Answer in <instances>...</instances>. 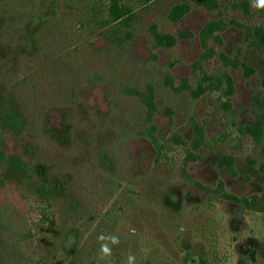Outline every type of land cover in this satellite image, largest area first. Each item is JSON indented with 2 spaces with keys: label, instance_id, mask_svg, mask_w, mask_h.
I'll return each instance as SVG.
<instances>
[{
  "label": "rangeland",
  "instance_id": "1",
  "mask_svg": "<svg viewBox=\"0 0 264 264\" xmlns=\"http://www.w3.org/2000/svg\"><path fill=\"white\" fill-rule=\"evenodd\" d=\"M21 1L0 28V97L29 122L3 129L0 149L65 193L48 231L36 195L0 187L2 222L34 235L27 257L264 264V8ZM114 5L127 12L113 24Z\"/></svg>",
  "mask_w": 264,
  "mask_h": 264
},
{
  "label": "trees",
  "instance_id": "2",
  "mask_svg": "<svg viewBox=\"0 0 264 264\" xmlns=\"http://www.w3.org/2000/svg\"><path fill=\"white\" fill-rule=\"evenodd\" d=\"M7 1L10 2L9 5L6 6L5 9H0V18L2 17L3 20V22H0V28H2V30L5 28L8 29L9 26L14 25V23H12V18L15 16L13 9L17 6L19 8V6L22 4L21 0H15V2L13 0ZM126 12L127 8H124L120 5H114L111 13L109 14L112 15V17L110 16L108 21L110 22L111 20V22H113L116 20V17L118 15L122 17ZM178 13L179 12L176 11V15H178ZM121 21L123 22V20ZM154 34L156 37L155 32ZM168 37V40L171 39L168 43L172 44L174 42V38L172 36ZM115 40H117L116 37ZM10 90L12 89L10 88ZM28 122V116H25L24 113L19 110L17 105H12L9 97H0V136L3 129L18 132L22 130L23 127L28 124ZM66 132L70 133L69 129ZM63 135L65 136V132L63 133ZM0 164L6 167L8 173L1 174L2 176L0 177V187H4L5 184L8 183L18 190L20 189L30 191L37 196L38 200L41 203L44 204L43 210L40 211L41 215L39 217V220H47L48 226L46 229L50 231L52 228L58 225L53 217H48L45 213L47 208L52 205V197H57L58 195L62 196L63 194H65L64 190L59 186V184L51 186L50 184H48V178L43 176H36V169H34V167H30V165L26 164L24 160H22L15 154L9 155L6 152L4 153V151H2L1 149ZM10 223L11 222H2V219L0 218V228L5 232L4 240L6 243L7 241L9 243L8 245H6L5 243L6 246L3 247V249L0 248V264H49V262L47 261L48 255L40 256L38 259H35L34 257H27L26 250L27 248H30L32 246L31 243H27V241L34 235H32V231L29 229H21L18 232H14V226H12ZM58 227L60 226L58 225ZM63 235L64 237L66 236L65 233H63ZM82 255L83 252L81 251L76 253L73 258L68 259L67 264L83 263Z\"/></svg>",
  "mask_w": 264,
  "mask_h": 264
},
{
  "label": "clouds",
  "instance_id": "3",
  "mask_svg": "<svg viewBox=\"0 0 264 264\" xmlns=\"http://www.w3.org/2000/svg\"><path fill=\"white\" fill-rule=\"evenodd\" d=\"M250 6L261 9L264 8V0H250ZM100 239H104L103 237H100ZM112 243H117L118 238L117 237H111ZM101 251L104 255L110 254V248L107 246V244H102L101 245ZM129 264H131L133 257L129 256L128 257Z\"/></svg>",
  "mask_w": 264,
  "mask_h": 264
}]
</instances>
